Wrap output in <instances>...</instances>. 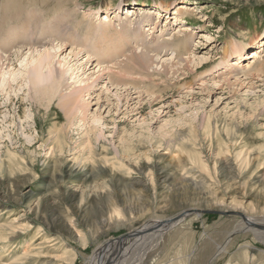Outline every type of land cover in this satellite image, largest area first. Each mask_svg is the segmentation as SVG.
<instances>
[{"label":"rangeland","instance_id":"rangeland-1","mask_svg":"<svg viewBox=\"0 0 264 264\" xmlns=\"http://www.w3.org/2000/svg\"><path fill=\"white\" fill-rule=\"evenodd\" d=\"M123 1L136 2L134 18L150 14L158 26L148 32L143 26L132 52L177 61L172 51L161 49L158 57L151 51L166 37L169 49L176 45L173 12L168 27L163 11L156 16V6L174 5L190 10L183 34L192 36L190 48L208 56L202 62L208 64H189L176 80L152 78L158 85L153 100L144 96L138 104L133 95L138 105L129 108L111 88L95 86L103 79L95 74L74 118L56 98L50 102L23 82L14 86L11 103L0 94V264H91L102 244L155 222L166 229L123 249L124 264H264V244L251 233L228 236L241 215L264 219V75H252L264 69V53L261 69L246 59L264 48V0H68L67 6L0 0V23L32 9L41 10L45 23L59 7L72 11L74 27L84 21L74 33L83 43L85 22L98 26ZM120 18L114 14L106 28ZM236 46L243 59L232 52ZM249 63L254 71L244 75ZM13 64L19 74V63ZM73 82L66 80L62 94L83 87ZM220 244L224 250L216 254Z\"/></svg>","mask_w":264,"mask_h":264},{"label":"bare ground","instance_id":"bare-ground-1","mask_svg":"<svg viewBox=\"0 0 264 264\" xmlns=\"http://www.w3.org/2000/svg\"><path fill=\"white\" fill-rule=\"evenodd\" d=\"M180 1L181 3H184L185 0ZM58 2L59 5L67 6L66 4L68 3V0H58ZM135 5V1L121 2L116 9L117 13L115 11L112 13L106 11V15L103 17L104 22H101V24L99 23L98 26L92 25L89 21L87 23L85 22L82 27L85 31L84 34L87 35L85 40L88 41L92 36H97V38H99V41L96 40L92 42L89 48H86L87 44L84 43L85 40L83 43L86 45H83V43H80L81 40H77L78 37L74 34L78 32L77 26L84 21H76L74 27L72 21L75 17L70 19L72 11H61V8L56 7L54 8L55 12L53 10V15L46 16L48 20L45 23L43 22L44 19L39 16L41 15L40 9H32L29 12L17 11L14 15L7 18L5 17V22H1L2 24L0 23V94L7 97L6 100L11 103V94L15 93L14 88L17 87L18 83L23 82L22 84L24 87H28V90L30 88L32 90L39 88L42 92V96L50 102L56 98L57 105L65 109V114L68 115L69 118H74L78 111L81 112V110H79V103L83 102L82 93L89 92L93 83L88 85V81L91 79V76L95 74H97V76L100 75L103 78L101 79L102 83H97L95 86L103 84L106 90L111 88V90L116 92L115 95L117 98H123L124 103L129 108L134 104L131 102L134 99L132 97L133 95H136V98H138V104H140L144 96L150 97V101L153 100L155 88H157L158 85L152 80V78L159 76L158 80H173V78L177 76L175 78L176 80L182 76V71L183 74L185 73V70L188 71L189 64H194L193 66L199 68H203L208 64L206 62L202 63L209 58L208 56L204 55L201 57L197 53L196 55L195 52L197 49L190 48L189 44L190 40L192 41V36L190 37L189 35L186 37L183 34L185 33L183 31L186 30L185 25L187 23L184 22V15L190 13V10H179L176 9L174 5V7L170 5L156 6L161 12L157 11L156 16L160 19L163 11L166 16L164 23H167L166 26L168 27L170 19H172L170 18L171 12H173L172 14L175 15L174 19L179 21V25L175 28L178 29V32L177 36L172 38V42L175 40L178 41L173 49H169L171 44L168 41L171 39L166 37V39H162L163 43H161L160 46L153 47L151 51L156 57L162 53L161 49L165 50L163 55L172 51L171 54L177 61L174 63L173 58L170 55L161 57V59H156L148 57L144 53L136 54L134 51L132 52V46L134 45L133 50L138 46L137 43L134 42V39L137 41L141 37L140 30H142L141 28H143V26L147 28L146 32L151 29H158L157 22L153 21L152 15L150 14H146L144 17L141 14L140 17L134 18ZM10 6L11 1L8 2L7 7ZM131 6H133V8H130ZM125 7L129 8L130 11L126 10L127 12H125ZM4 9L5 12L9 11L6 7ZM132 12L134 13L131 14ZM126 13L131 15H126ZM167 13H169V16H167ZM114 14L122 15L124 17L123 20H121V17L118 21L112 23V29L106 28V26L111 25V22L108 19L113 17ZM10 24L13 25L7 27ZM181 24L183 26H181ZM63 26H65V28H63ZM66 27L69 29L67 30ZM161 37L156 38L157 40L151 42L149 39L148 45L143 48H150L149 46L152 43L157 44ZM107 38L108 41L106 40ZM145 39L146 37L141 38V40ZM74 40H77V43ZM27 48L30 50L29 52H27ZM90 48L93 49L90 50ZM84 49L88 50L83 51ZM260 50L261 48L251 51V55L246 59L251 60V64L255 65V63L262 58V54L264 53V48L261 52H259ZM64 52H67L68 54L66 55ZM127 52L131 53L126 57V61H120L119 58L124 56ZM232 52L240 59H243L242 49L240 47L236 46L232 49ZM82 59H84V61ZM14 62L19 63V71L21 70L19 74H16V72H14L15 70L12 69ZM183 62L184 66H182ZM256 64V66H258L257 68L261 69L260 67H262V64H258V62ZM90 67L91 71L94 69H96V71L86 75L85 73ZM151 68L154 69L152 73L149 72ZM245 68V73L243 72L244 75L249 74L248 72H251V70L254 71V66L250 65V63L247 64ZM80 72L82 74L78 75ZM179 73L181 75H178ZM24 74H26L25 77ZM255 74H257V78L262 77L261 75H264V69L257 73L255 72L252 75ZM185 75L187 76L188 73ZM80 76L86 77L80 78ZM67 79L73 80L74 82L72 84H74L76 88L80 87L82 83L83 87L75 91L72 90L68 92V94H62L61 91L65 88L66 84L64 83ZM138 80L147 81L149 83H147V86L145 87H140L138 85ZM13 95L16 96V94ZM154 101H156V99H154ZM138 104H134V106ZM82 107L84 108V105H82ZM55 142L59 144L61 141L57 138ZM89 143L91 142L89 141ZM185 216L186 214H183L181 217ZM164 229H166V224L162 225L160 222H155L146 225L139 230L132 231V233L128 234L123 240L107 241L96 249L91 264H124L125 260H121L119 257L121 254L120 252L123 249L133 246L138 247L137 241L146 238L147 236L157 235ZM243 230L251 233L258 242L264 244V219H253L241 215L238 224L228 236L232 233ZM131 235L133 238H130ZM224 247L225 244L218 245L216 248V254L223 251ZM136 261H140V259Z\"/></svg>","mask_w":264,"mask_h":264},{"label":"water","instance_id":"water-1","mask_svg":"<svg viewBox=\"0 0 264 264\" xmlns=\"http://www.w3.org/2000/svg\"><path fill=\"white\" fill-rule=\"evenodd\" d=\"M227 214V213H226ZM231 214H236V215H238L237 213H231ZM177 219H175L174 221H176ZM173 221H171V222H169V223H167V224H171Z\"/></svg>","mask_w":264,"mask_h":264}]
</instances>
